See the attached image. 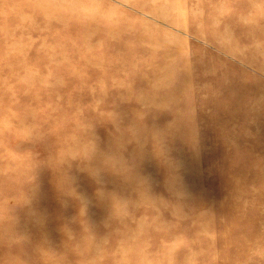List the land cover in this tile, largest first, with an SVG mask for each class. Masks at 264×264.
<instances>
[{
  "label": "rangeland",
  "instance_id": "obj_1",
  "mask_svg": "<svg viewBox=\"0 0 264 264\" xmlns=\"http://www.w3.org/2000/svg\"><path fill=\"white\" fill-rule=\"evenodd\" d=\"M0 264H264V0H0Z\"/></svg>",
  "mask_w": 264,
  "mask_h": 264
},
{
  "label": "clouds",
  "instance_id": "obj_2",
  "mask_svg": "<svg viewBox=\"0 0 264 264\" xmlns=\"http://www.w3.org/2000/svg\"><path fill=\"white\" fill-rule=\"evenodd\" d=\"M102 170H106V169H104L103 167H98L94 172H92V171H89L87 169V167H86V171H88L90 177L94 181H96L97 183H100L101 182L100 172ZM113 174L116 175L115 173H113ZM116 176H118V175H116ZM70 179H71V186H72L73 185V181H72V178H70ZM140 181L144 184V181H143L142 178H140ZM167 186H168L169 189L172 188V181H171L170 177L168 178ZM72 189L74 190V192H75L76 195L75 196H70V197L79 206L80 215H81V210H83V217H84L85 216V205H86V202H87L86 201V198L84 197V195L82 193L77 192L76 189L73 186H72ZM98 195L102 196L103 194L102 193H98ZM62 196H64V195H62ZM61 203L62 204H65L66 201H64L63 199H61ZM85 224L87 225V228L90 231V225H89V222L87 221V219H82L81 220V228H82V231L84 230ZM63 231H64L65 235L68 237L69 240H74L75 239V234L72 232L71 229L65 227L63 229Z\"/></svg>",
  "mask_w": 264,
  "mask_h": 264
},
{
  "label": "bare ground",
  "instance_id": "obj_3",
  "mask_svg": "<svg viewBox=\"0 0 264 264\" xmlns=\"http://www.w3.org/2000/svg\"><path fill=\"white\" fill-rule=\"evenodd\" d=\"M64 117H65V115H64ZM57 138V137H56ZM55 143V142H54ZM57 143V142H56Z\"/></svg>",
  "mask_w": 264,
  "mask_h": 264
}]
</instances>
